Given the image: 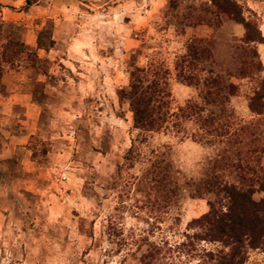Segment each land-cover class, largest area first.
<instances>
[{
    "label": "rangeland",
    "instance_id": "374dc122",
    "mask_svg": "<svg viewBox=\"0 0 264 264\" xmlns=\"http://www.w3.org/2000/svg\"><path fill=\"white\" fill-rule=\"evenodd\" d=\"M217 1L225 0H0V52L9 39L23 43L0 77V182L2 167L13 168L17 185L19 167L26 192L19 225L5 223L0 205V264H197L221 246L189 237L197 228L188 223L222 198L211 180L238 184L243 172L253 196L264 195V99L260 113L249 107L264 79V0H230L260 42L245 41L243 24ZM41 30L53 41L45 48ZM194 41L207 67L232 76L229 122L201 126L189 115L205 87L178 81L174 65ZM241 54L261 69L239 74ZM150 58L170 70V111L183 106L189 116L147 133L128 159L136 130L118 90L132 61ZM224 122L225 133L213 130ZM245 264H264V250L250 249Z\"/></svg>",
    "mask_w": 264,
    "mask_h": 264
},
{
    "label": "trees",
    "instance_id": "16d2710c",
    "mask_svg": "<svg viewBox=\"0 0 264 264\" xmlns=\"http://www.w3.org/2000/svg\"><path fill=\"white\" fill-rule=\"evenodd\" d=\"M35 1L25 0V7ZM216 4L219 9L226 10L231 15L234 13L233 18L243 24L245 41H262L263 37L258 27L244 19L234 1H217ZM44 33V30L39 31L36 38L37 47L45 48L52 44L51 36ZM194 42L187 45L185 53L177 58L174 65L175 77L178 81L187 85L205 87L201 90L203 103H187V107L192 112L189 115L199 121L201 126L202 124L212 125L216 119L221 118L229 122L230 114L227 111L226 101L236 91V86L231 81L232 76L231 74L221 75L213 66L207 67L205 62L209 59L205 56L206 51L201 50V43ZM22 45L23 43L13 39H9L2 45L0 77L5 63L13 64L19 61L23 53ZM25 53V56L32 55L28 51ZM255 55L257 52L253 50V56ZM243 56L244 54H241L239 74L244 73L246 68L254 67L257 71L261 69L259 60L246 64ZM131 66L128 85L118 90L119 99L128 103V108L132 112V128L136 130L132 134L133 139L127 149L128 159L136 156V142L145 140L147 133L160 130L174 116L176 119L173 124L180 127L181 118L189 116V110L183 106L178 107L176 113L170 111V70L167 66L156 64L151 58L144 65L133 64L132 61ZM259 80V89L249 99V107L256 113L261 112V106H256V102L264 99V79ZM207 106H210L209 110ZM205 109L208 112L203 114L202 111ZM224 125L225 122L221 123L220 129L215 126L213 130H219L218 134H223L227 131L223 129ZM133 165L134 163L131 164ZM245 168L247 169L246 166L239 165L240 170ZM239 175L238 184L211 180V189L217 194L221 193L222 198L220 201L210 200L208 210L188 223V228H197L189 237L196 240L216 241L221 245L216 251L200 254L197 264H245L250 249L264 250V195L255 198L252 178L243 172H239ZM257 182L264 192V177L259 178ZM152 249L157 251L156 247Z\"/></svg>",
    "mask_w": 264,
    "mask_h": 264
},
{
    "label": "crops",
    "instance_id": "0c3cea01",
    "mask_svg": "<svg viewBox=\"0 0 264 264\" xmlns=\"http://www.w3.org/2000/svg\"><path fill=\"white\" fill-rule=\"evenodd\" d=\"M3 150L5 151V148ZM18 170H20V168L16 167L15 169L16 172L14 171L16 173L15 176L18 177L17 185H15L14 183L15 180L12 181V177H10L13 176L12 175L13 168L10 174L9 169H5V167H2L3 174L0 182V189H2V192H0V205L3 206L1 208L4 209L6 208L5 210H9L7 217H5V223L9 225L10 224L19 225V222L21 221L20 216H22V210L25 204L24 194H26V192L23 191V189H21L22 188L21 182L23 181V179L21 178V172ZM9 180L11 182H9ZM26 181L27 180H24V182ZM25 189H27V187Z\"/></svg>",
    "mask_w": 264,
    "mask_h": 264
}]
</instances>
